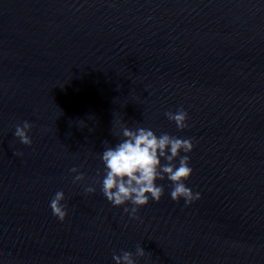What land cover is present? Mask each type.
Listing matches in <instances>:
<instances>
[{"label": "water", "instance_id": "water-1", "mask_svg": "<svg viewBox=\"0 0 264 264\" xmlns=\"http://www.w3.org/2000/svg\"><path fill=\"white\" fill-rule=\"evenodd\" d=\"M181 106L183 130L165 116ZM24 120L30 146L14 136ZM117 120L193 138L201 198L172 200L165 178L139 219L108 202L96 177ZM122 250L264 264V0H0V264H115Z\"/></svg>", "mask_w": 264, "mask_h": 264}, {"label": "clouds", "instance_id": "clouds-1", "mask_svg": "<svg viewBox=\"0 0 264 264\" xmlns=\"http://www.w3.org/2000/svg\"><path fill=\"white\" fill-rule=\"evenodd\" d=\"M165 116L180 130L188 126V112L182 106L175 112L166 111ZM32 127L31 121L24 120L15 125L14 136L22 144L30 146ZM115 127V135L119 136L120 140L114 145L108 143L99 153L103 171L101 173L98 170L96 177L101 193L114 207L123 206V211L130 219H139L140 207L148 204L150 200L159 202L161 199L164 185L158 184L157 181L165 178L170 181L172 200L183 199L185 205H190L201 198L199 192L193 191L186 184L193 172L190 156L187 155L194 148L193 138H182L167 132L158 135L151 127H130L126 121L120 120L116 121ZM14 154L23 155L21 152ZM69 171L75 174L73 183L85 180V174L78 167L73 166ZM84 191L94 193L95 183L87 184ZM64 201L63 190L56 191L49 201L52 214L60 221H64L68 215ZM144 255V248L138 245L135 257ZM113 260L115 264H137L134 254L130 251L122 250L119 255L113 253Z\"/></svg>", "mask_w": 264, "mask_h": 264}]
</instances>
